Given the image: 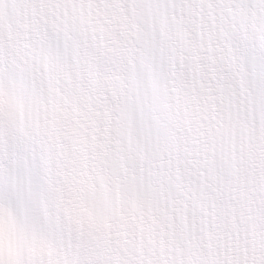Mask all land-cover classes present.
Segmentation results:
<instances>
[{
    "label": "snow or ice",
    "instance_id": "6c2138e0",
    "mask_svg": "<svg viewBox=\"0 0 264 264\" xmlns=\"http://www.w3.org/2000/svg\"><path fill=\"white\" fill-rule=\"evenodd\" d=\"M0 264H264V0H0Z\"/></svg>",
    "mask_w": 264,
    "mask_h": 264
}]
</instances>
